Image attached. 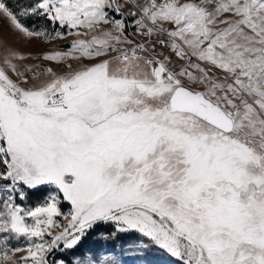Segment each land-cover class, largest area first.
I'll return each instance as SVG.
<instances>
[{
  "label": "snow or ice",
  "instance_id": "snow-or-ice-1",
  "mask_svg": "<svg viewBox=\"0 0 264 264\" xmlns=\"http://www.w3.org/2000/svg\"><path fill=\"white\" fill-rule=\"evenodd\" d=\"M160 257L264 264V0H0V264Z\"/></svg>",
  "mask_w": 264,
  "mask_h": 264
},
{
  "label": "rangeland",
  "instance_id": "rangeland-1",
  "mask_svg": "<svg viewBox=\"0 0 264 264\" xmlns=\"http://www.w3.org/2000/svg\"><path fill=\"white\" fill-rule=\"evenodd\" d=\"M10 4L13 7L17 6V0H9ZM27 23L32 24L33 21H27ZM36 26H41L43 24L42 21H35ZM43 45H40L38 42L32 44V45H28L26 50H43ZM110 243H119L118 241L116 242H104L99 240L98 236L96 233H93L92 235L89 236V238L87 240H85L84 244L82 245V248H88V247H98L100 245H105L107 246V244ZM68 258L70 259L71 256L69 254ZM156 264H172V260L171 258L168 257H160Z\"/></svg>",
  "mask_w": 264,
  "mask_h": 264
}]
</instances>
